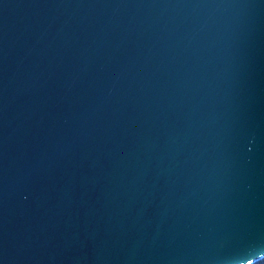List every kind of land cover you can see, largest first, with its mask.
Masks as SVG:
<instances>
[{"label":"water","instance_id":"obj_1","mask_svg":"<svg viewBox=\"0 0 264 264\" xmlns=\"http://www.w3.org/2000/svg\"><path fill=\"white\" fill-rule=\"evenodd\" d=\"M0 264H264V0H0Z\"/></svg>","mask_w":264,"mask_h":264}]
</instances>
